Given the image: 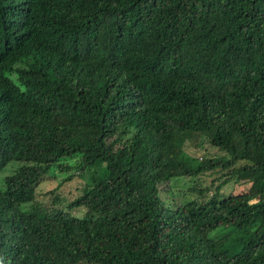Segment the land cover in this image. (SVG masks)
I'll return each mask as SVG.
<instances>
[{"label":"trees","instance_id":"obj_1","mask_svg":"<svg viewBox=\"0 0 264 264\" xmlns=\"http://www.w3.org/2000/svg\"><path fill=\"white\" fill-rule=\"evenodd\" d=\"M0 264H264V0H0Z\"/></svg>","mask_w":264,"mask_h":264},{"label":"rangeland","instance_id":"obj_2","mask_svg":"<svg viewBox=\"0 0 264 264\" xmlns=\"http://www.w3.org/2000/svg\"><path fill=\"white\" fill-rule=\"evenodd\" d=\"M178 145H182L183 146V150L186 153H189L191 155H193L194 157H202V156H210V155H215L217 152L215 151L214 148L210 147L205 141H202V139L199 136H193L192 138L186 140L184 142V144H182V142H177ZM5 170V169H4ZM3 170V171H4ZM69 171L67 172H54L51 173L50 171H48V177H43V179L40 181L39 185L37 186V192H39L40 190H47L50 188H54L56 183H59L63 176L65 174H67ZM213 178H206L205 180H203L206 184H208ZM66 183H64L62 186H60L59 189L55 190L57 195L63 199H70L71 197L74 196V191H73V186L75 185H80L81 181L79 178H75L69 181H65ZM66 184V185H65ZM65 185V186H64ZM163 185H166L168 191H160L159 192V197L161 199H163L165 202H171V199H176V198H180L182 195L180 193V187L181 185H183L182 181L180 179H178L176 182H171L168 181L166 183H161L158 185V189L160 190ZM243 185H233L232 188L234 189L233 192H238L241 189H243ZM230 187L229 186H222L221 190L223 193H227V191L229 192ZM187 196L191 198V195L189 193H187ZM46 196H41L38 195L36 197V199L38 201L41 202H49L50 199L49 198H44ZM84 211V209H78L75 211V213L80 216L81 213Z\"/></svg>","mask_w":264,"mask_h":264},{"label":"clouds","instance_id":"obj_3","mask_svg":"<svg viewBox=\"0 0 264 264\" xmlns=\"http://www.w3.org/2000/svg\"><path fill=\"white\" fill-rule=\"evenodd\" d=\"M37 196H38V195H37V192H36V190H35V201L38 203V200L36 199Z\"/></svg>","mask_w":264,"mask_h":264}]
</instances>
